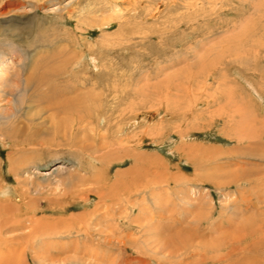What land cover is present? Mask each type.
Instances as JSON below:
<instances>
[{
  "label": "rangeland",
  "instance_id": "obj_1",
  "mask_svg": "<svg viewBox=\"0 0 264 264\" xmlns=\"http://www.w3.org/2000/svg\"><path fill=\"white\" fill-rule=\"evenodd\" d=\"M2 60L0 264H264V0H0Z\"/></svg>",
  "mask_w": 264,
  "mask_h": 264
},
{
  "label": "bare ground",
  "instance_id": "obj_2",
  "mask_svg": "<svg viewBox=\"0 0 264 264\" xmlns=\"http://www.w3.org/2000/svg\"><path fill=\"white\" fill-rule=\"evenodd\" d=\"M2 57H4V56H2ZM7 57V56H6ZM6 62H5V60H2L1 61V63H0V74H1V72L5 69V67H6V64H5ZM41 80V79H40ZM43 83V82H42ZM39 86V85H38ZM78 106V105H77ZM7 209V208H6ZM264 234V233H263ZM247 243V242H246ZM264 243V242H263ZM236 255V254H235Z\"/></svg>",
  "mask_w": 264,
  "mask_h": 264
}]
</instances>
